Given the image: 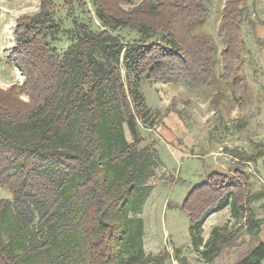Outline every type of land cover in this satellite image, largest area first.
Returning <instances> with one entry per match:
<instances>
[{
    "label": "trees",
    "instance_id": "16d2710c",
    "mask_svg": "<svg viewBox=\"0 0 264 264\" xmlns=\"http://www.w3.org/2000/svg\"><path fill=\"white\" fill-rule=\"evenodd\" d=\"M133 1L63 0L71 28L56 16V0H40L38 12L17 18L7 58L25 77L0 87V185L11 192L0 198V264H165L168 252L145 251L138 217L161 160L155 144L141 145L138 121L149 113L137 81L184 80L200 89L211 81L208 64L218 50L191 30L209 14L204 0ZM260 1L225 0L217 27L221 78L239 105L247 100V43L253 37L264 44L255 30ZM126 28L140 37L125 40L118 31ZM61 33L71 40L63 52L53 44ZM223 95L216 92L211 103ZM228 151L237 163L232 173L212 172L183 205L193 231L227 206L244 219L226 234L213 229L204 243L211 256L218 241L232 240L245 225L260 232L252 172L244 167L264 158V143ZM262 259L263 240L239 264Z\"/></svg>",
    "mask_w": 264,
    "mask_h": 264
},
{
    "label": "rangeland",
    "instance_id": "374dc122",
    "mask_svg": "<svg viewBox=\"0 0 264 264\" xmlns=\"http://www.w3.org/2000/svg\"><path fill=\"white\" fill-rule=\"evenodd\" d=\"M140 1L134 0L133 3ZM204 1L209 14L204 20L192 23L191 30L217 47L218 54L208 64L212 70L210 83L196 89L184 80L155 82L143 77L137 81L149 113L147 119L140 118L138 121L139 133L144 137L141 145L155 144L161 160L156 175L150 179L153 189L138 217L144 224L145 251L154 254L168 252L165 264H239L261 240L264 241V158H258L253 164L247 162L244 167L252 172L251 205L260 220L259 234H250L245 225L232 240L218 241L219 251L211 256L209 250L204 252V243L212 236L213 229L217 227L226 234L236 229L244 219L234 216L227 206L212 211L202 227L193 231L190 215L183 208L190 191L212 172L232 173L237 163L228 149L249 152L254 149L255 143H264V44L257 43L253 37L247 43L248 59L251 61L246 67L247 100L239 105L232 96L230 83L221 78L219 53L224 44L218 37L217 27L225 0ZM76 3V14L88 21L89 15L82 12L85 8ZM55 8L63 26L71 28L72 16L68 13V6L63 0H56ZM39 9L40 0H0L1 88L24 80L20 66L9 63L7 55L15 45L17 18L34 14ZM257 10V21L264 22V0L257 4ZM90 25L94 29L99 27L96 19ZM126 29L118 31L125 40L133 41L140 37L136 30ZM261 29L260 36L264 38V28ZM70 43L65 33L53 40L60 52ZM122 73L125 75L124 68ZM218 91L224 92V95L214 105L211 99ZM22 96L28 98L25 94ZM125 132L127 139L133 141L127 126ZM6 197L11 198V192L0 185V198ZM260 264H264V259Z\"/></svg>",
    "mask_w": 264,
    "mask_h": 264
},
{
    "label": "crops",
    "instance_id": "0c3cea01",
    "mask_svg": "<svg viewBox=\"0 0 264 264\" xmlns=\"http://www.w3.org/2000/svg\"><path fill=\"white\" fill-rule=\"evenodd\" d=\"M260 26V27H259ZM264 26V22H258L257 24H256V26H255V30H256V32L260 35H262V33H261V31H262V29L261 28H264L263 27ZM264 50V49H263Z\"/></svg>",
    "mask_w": 264,
    "mask_h": 264
}]
</instances>
